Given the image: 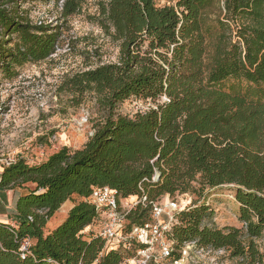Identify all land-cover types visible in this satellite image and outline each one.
I'll return each mask as SVG.
<instances>
[{"label": "trees", "instance_id": "trees-1", "mask_svg": "<svg viewBox=\"0 0 264 264\" xmlns=\"http://www.w3.org/2000/svg\"><path fill=\"white\" fill-rule=\"evenodd\" d=\"M27 1L37 0H0L4 78L50 57L62 34L59 22H33L21 9ZM54 2L67 20L87 0ZM220 3L96 1L93 18L119 42L118 60L80 71L67 85L75 95L95 93L106 114L81 147L65 145L39 163L21 156L4 166L0 188L22 192L15 198L16 224L0 221V264H131L124 260L136 245L106 244L91 229L100 220L89 199L93 189L108 186L127 200L137 197L122 228L128 232L154 220L161 197L195 191V182L202 188L233 184L241 226H211L208 205L185 204L168 232L171 260L194 241L199 249L262 262L264 0ZM130 98L152 105L133 115L116 113ZM75 195L81 200L46 231ZM26 238L31 245L22 251Z\"/></svg>", "mask_w": 264, "mask_h": 264}, {"label": "rangeland", "instance_id": "rangeland-1", "mask_svg": "<svg viewBox=\"0 0 264 264\" xmlns=\"http://www.w3.org/2000/svg\"><path fill=\"white\" fill-rule=\"evenodd\" d=\"M96 1L87 0L81 12L67 20L59 17L60 4L54 0L21 2V9L33 22H59L62 34L56 51L47 59L19 67L18 74L12 78L0 75V165L21 156L31 164L39 163L65 145L79 148L92 135L94 126L103 120L106 112L95 93L75 95L67 85V80L80 71L118 60L119 42L106 34L93 18L97 13ZM176 1L157 0V3L175 4ZM218 12L215 10L209 15L215 17ZM135 112L136 105L131 98L116 109V113L124 115ZM194 185L195 191L175 194L170 200L181 208L185 204L205 203L212 210V216L206 220L211 226H241L233 184L212 188H202L198 182ZM20 192L22 190L10 193L9 199L14 200ZM161 198V202L168 201L166 195ZM79 200L81 198L75 195L68 201L70 205L59 209L49 220L46 231L60 224L68 208ZM134 200H138L137 197H129L128 201ZM102 225L100 219L91 229L99 233ZM257 243L263 256L261 263L232 257L225 250L217 253L190 250L179 264H264V234Z\"/></svg>", "mask_w": 264, "mask_h": 264}, {"label": "built area", "instance_id": "built-area-1", "mask_svg": "<svg viewBox=\"0 0 264 264\" xmlns=\"http://www.w3.org/2000/svg\"><path fill=\"white\" fill-rule=\"evenodd\" d=\"M134 103L136 112L146 110L152 105L149 100L147 102L134 100ZM14 161H8L4 166ZM156 178L157 175L154 176V179ZM89 199L100 211V219H102L103 225L99 234L107 244L115 242L125 246L127 249H132L134 245L137 246L131 255L125 257L124 261L126 263L167 264V261H172L175 264H179L190 250H194L197 253L224 251L223 249L217 251L199 249L196 248L193 241L184 246L181 258L171 260L174 241L169 238L168 232L176 221L175 214L181 209V206L174 200H168L165 203H155L153 206V221L133 226L128 232H122L126 216L137 202L130 203L126 198L118 196L116 191L108 186L94 188ZM30 245L31 240L29 238L24 239L21 250L26 251ZM22 255H25V253H22Z\"/></svg>", "mask_w": 264, "mask_h": 264}, {"label": "crops", "instance_id": "crops-1", "mask_svg": "<svg viewBox=\"0 0 264 264\" xmlns=\"http://www.w3.org/2000/svg\"><path fill=\"white\" fill-rule=\"evenodd\" d=\"M4 166L0 165V172L3 170ZM13 194V190H3L0 188V221L9 222L12 225L16 224L15 220V199L10 200L9 195ZM68 201H66L67 203ZM73 205H71L68 208V211L72 208ZM68 213H66L64 216L66 217Z\"/></svg>", "mask_w": 264, "mask_h": 264}, {"label": "water", "instance_id": "water-1", "mask_svg": "<svg viewBox=\"0 0 264 264\" xmlns=\"http://www.w3.org/2000/svg\"><path fill=\"white\" fill-rule=\"evenodd\" d=\"M158 176V175H157Z\"/></svg>", "mask_w": 264, "mask_h": 264}]
</instances>
